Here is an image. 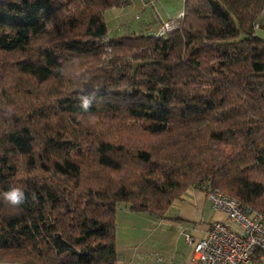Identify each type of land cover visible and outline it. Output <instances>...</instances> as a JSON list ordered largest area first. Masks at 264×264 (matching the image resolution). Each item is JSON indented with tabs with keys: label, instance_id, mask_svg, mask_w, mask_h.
<instances>
[{
	"label": "trees",
	"instance_id": "16d2710c",
	"mask_svg": "<svg viewBox=\"0 0 264 264\" xmlns=\"http://www.w3.org/2000/svg\"><path fill=\"white\" fill-rule=\"evenodd\" d=\"M126 2L0 0V262L119 264L120 205L163 217L190 187L264 218V0H183L165 38L108 39Z\"/></svg>",
	"mask_w": 264,
	"mask_h": 264
},
{
	"label": "crops",
	"instance_id": "0c3cea01",
	"mask_svg": "<svg viewBox=\"0 0 264 264\" xmlns=\"http://www.w3.org/2000/svg\"><path fill=\"white\" fill-rule=\"evenodd\" d=\"M177 2L179 0H127L123 6L109 8L104 12L107 37L151 33L162 20L175 16L183 8L173 9L172 4ZM256 24L255 34L264 39V12ZM225 219L223 212L212 208L206 191L199 187L186 189L170 203L163 217L134 212L120 205L115 215L118 263L197 264L191 259L192 247L186 244L184 233H189L195 240L201 239L211 222ZM250 264H264V256L257 252Z\"/></svg>",
	"mask_w": 264,
	"mask_h": 264
},
{
	"label": "built area",
	"instance_id": "2783aa9c",
	"mask_svg": "<svg viewBox=\"0 0 264 264\" xmlns=\"http://www.w3.org/2000/svg\"><path fill=\"white\" fill-rule=\"evenodd\" d=\"M183 15L181 9L175 16H169L153 35L165 38L179 25ZM206 194L212 208L223 212L226 219L211 222L201 239L195 240L189 233H184L186 244L192 247L191 259L197 264H250L257 252L264 256L262 214L250 213L228 193L217 188L208 187Z\"/></svg>",
	"mask_w": 264,
	"mask_h": 264
},
{
	"label": "clouds",
	"instance_id": "9594fccd",
	"mask_svg": "<svg viewBox=\"0 0 264 264\" xmlns=\"http://www.w3.org/2000/svg\"><path fill=\"white\" fill-rule=\"evenodd\" d=\"M95 100V94H88L80 97V106L87 111ZM2 198L12 206H19L28 199L25 192L19 187H12L8 191L2 193ZM35 199V194L32 196Z\"/></svg>",
	"mask_w": 264,
	"mask_h": 264
},
{
	"label": "rangeland",
	"instance_id": "374dc122",
	"mask_svg": "<svg viewBox=\"0 0 264 264\" xmlns=\"http://www.w3.org/2000/svg\"><path fill=\"white\" fill-rule=\"evenodd\" d=\"M182 6H183V2H182V0H179V3L177 2V3H174V4H172V8L173 9H178V8H182ZM161 11V10H160ZM145 13H142V17H145ZM110 35H108V39L110 38L109 37ZM106 51H110V49L108 48V47H106ZM106 54H104L103 56L104 57H106L107 58V56H105ZM105 58V59H106ZM99 65V64H98ZM81 72V70L80 71H77V73L79 74Z\"/></svg>",
	"mask_w": 264,
	"mask_h": 264
}]
</instances>
